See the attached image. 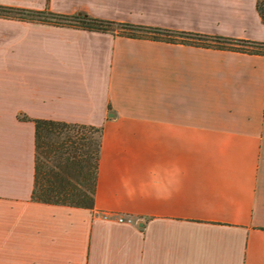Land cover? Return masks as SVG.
Instances as JSON below:
<instances>
[{
  "label": "crops",
  "instance_id": "crops-1",
  "mask_svg": "<svg viewBox=\"0 0 264 264\" xmlns=\"http://www.w3.org/2000/svg\"><path fill=\"white\" fill-rule=\"evenodd\" d=\"M0 6L264 42L256 0ZM35 119L101 129L92 209L32 199ZM0 264H264V56L0 18Z\"/></svg>",
  "mask_w": 264,
  "mask_h": 264
},
{
  "label": "trees",
  "instance_id": "trees-1",
  "mask_svg": "<svg viewBox=\"0 0 264 264\" xmlns=\"http://www.w3.org/2000/svg\"><path fill=\"white\" fill-rule=\"evenodd\" d=\"M256 10L264 26V0H256ZM0 18L37 21L102 33L117 32L130 38L192 43L202 47L264 56V42L121 24L85 14L66 16L0 6ZM32 122L35 130L32 199L44 204L92 209L101 129L44 119H35Z\"/></svg>",
  "mask_w": 264,
  "mask_h": 264
},
{
  "label": "built area",
  "instance_id": "built-area-1",
  "mask_svg": "<svg viewBox=\"0 0 264 264\" xmlns=\"http://www.w3.org/2000/svg\"><path fill=\"white\" fill-rule=\"evenodd\" d=\"M104 218H108V216L107 215H104L103 216ZM117 221H119V222H131V219H124V218H121V217H118L117 218Z\"/></svg>",
  "mask_w": 264,
  "mask_h": 264
},
{
  "label": "rangeland",
  "instance_id": "rangeland-1",
  "mask_svg": "<svg viewBox=\"0 0 264 264\" xmlns=\"http://www.w3.org/2000/svg\"><path fill=\"white\" fill-rule=\"evenodd\" d=\"M94 138H97V135H94Z\"/></svg>",
  "mask_w": 264,
  "mask_h": 264
}]
</instances>
